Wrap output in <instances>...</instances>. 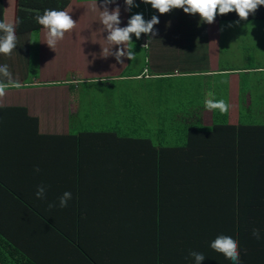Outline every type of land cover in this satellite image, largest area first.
<instances>
[{
	"label": "crops",
	"instance_id": "1",
	"mask_svg": "<svg viewBox=\"0 0 264 264\" xmlns=\"http://www.w3.org/2000/svg\"><path fill=\"white\" fill-rule=\"evenodd\" d=\"M133 5L139 6L129 11L124 0L106 6L103 0H0V21H21L16 48L10 55L0 53V65L11 73V80L0 76L7 84L0 97V264H124L103 239L93 237L89 222L79 224L76 211L79 198L93 196L86 188L94 180L104 179L110 166L124 164L118 152L126 149L125 133L143 134L134 145L146 154L145 149L186 145L191 127L203 131L224 119L238 125L246 116H264L262 106L254 105L264 102L262 79L243 78L264 77L259 38L252 37L253 52H245L251 63L241 68L232 61L227 37L229 23H264V6L247 19L233 11L208 24L180 8L160 14L142 0ZM105 7H119L120 27L134 14L145 21L158 17L156 36L132 34L123 45L136 54L134 60H116L122 46L106 41L100 21ZM46 9L68 12L76 22L52 49L47 29L35 19ZM97 85L105 88L102 108L89 109ZM209 99H223L227 113L208 110ZM159 137L171 140L159 143ZM39 185L46 188L44 199L35 195ZM65 191L72 198L60 208ZM49 203L57 206L49 210Z\"/></svg>",
	"mask_w": 264,
	"mask_h": 264
},
{
	"label": "trees",
	"instance_id": "2",
	"mask_svg": "<svg viewBox=\"0 0 264 264\" xmlns=\"http://www.w3.org/2000/svg\"><path fill=\"white\" fill-rule=\"evenodd\" d=\"M225 121L146 154L134 145L143 134L126 132L124 164L86 188L93 196L79 198L76 220L124 264H194L190 251L205 255L200 264H233L209 246L221 234L237 240L240 264H264V124Z\"/></svg>",
	"mask_w": 264,
	"mask_h": 264
},
{
	"label": "clouds",
	"instance_id": "3",
	"mask_svg": "<svg viewBox=\"0 0 264 264\" xmlns=\"http://www.w3.org/2000/svg\"><path fill=\"white\" fill-rule=\"evenodd\" d=\"M106 6L109 3H115V0H103ZM143 3L150 4L153 9H156L160 14L169 13L172 9H183L186 14H199L201 20L208 24H212L217 14H227L235 11L240 19H247L250 13H254L258 6H264V0H142ZM127 10L131 7H138L133 5V0H124ZM120 10L116 7L109 11L107 7L101 11L100 21L104 28L107 30L108 35L106 41L110 45L122 46L117 49L114 56L118 62L121 57H127L128 60H134L136 54L131 50H126L123 45L131 42V35L134 34L137 39L141 34H150L152 37L157 33L154 31V25L159 23L157 16H152L150 20L145 21L142 14L132 15L128 21L127 26L120 27L119 19ZM36 21L47 29L46 44L52 49L56 46L57 42L63 39L64 34L75 27L76 22L71 18L68 12L63 10H45L42 15L37 16ZM21 21L17 20L15 23H5L0 21V53L10 55L13 49L16 48V24ZM170 24V22H169ZM231 26V25H229ZM105 56L110 54L109 48L104 49ZM0 76L9 78L11 80V73L8 66L0 65ZM19 87V84H16ZM7 84L0 81V97L5 95ZM205 107L208 110L218 109L221 114L227 113L229 105L223 100L209 99L205 102ZM39 172V169H35ZM46 188L44 185H39L36 190V197L44 199ZM72 198L71 192L65 191L59 197L60 208L67 207L68 201ZM55 203H49L48 209L56 207ZM252 235L256 239H260V230L253 229ZM210 248L216 252L222 253L226 259H229L233 264H240L238 242L230 235H218L210 242ZM189 256L193 258L194 264H200L205 259V255L201 252L190 251Z\"/></svg>",
	"mask_w": 264,
	"mask_h": 264
},
{
	"label": "rangeland",
	"instance_id": "4",
	"mask_svg": "<svg viewBox=\"0 0 264 264\" xmlns=\"http://www.w3.org/2000/svg\"><path fill=\"white\" fill-rule=\"evenodd\" d=\"M230 28L229 32L227 34V37H229V42L231 43V46L233 47L234 51V57H232V61L236 62L234 64H237V66H240L241 68H248L249 64L251 63L248 55H246L245 52L251 51V48H253V42H251L252 37L254 36L255 38H259L258 41V52H261L262 55V60L264 59V42L262 41V37L264 36V23H253V22H237V23H229ZM235 42H231V41ZM37 41V37L34 36L32 38V44H35ZM253 52V51H251ZM34 54H32V57L34 58ZM259 60L255 59L253 61L254 64H257ZM264 62V61H263ZM31 67L34 68V61L31 63ZM34 75V74H33ZM245 80H248L250 82L262 79V83H264V77L263 76H244L243 77ZM137 82V81H134ZM135 89H138L139 86L133 85ZM103 87L100 85L92 87L93 90H91L92 94V100L91 103L89 102L88 106L89 109L93 108L94 110H99L102 108V98L103 94L105 92V88L102 89ZM244 90V89H243ZM137 94V93H136ZM88 97V96H87ZM94 98V100H93ZM83 103L86 104V101L83 100ZM255 109L259 110L260 106H262V110H264V102H255ZM255 121L258 123H263L264 124V116H256L254 117ZM249 121V116H246L242 118V122L248 123Z\"/></svg>",
	"mask_w": 264,
	"mask_h": 264
},
{
	"label": "built area",
	"instance_id": "5",
	"mask_svg": "<svg viewBox=\"0 0 264 264\" xmlns=\"http://www.w3.org/2000/svg\"><path fill=\"white\" fill-rule=\"evenodd\" d=\"M143 47H147V44H144V43H143Z\"/></svg>",
	"mask_w": 264,
	"mask_h": 264
}]
</instances>
